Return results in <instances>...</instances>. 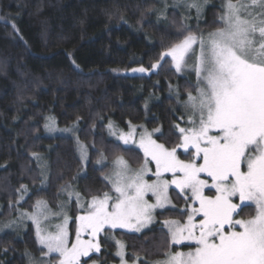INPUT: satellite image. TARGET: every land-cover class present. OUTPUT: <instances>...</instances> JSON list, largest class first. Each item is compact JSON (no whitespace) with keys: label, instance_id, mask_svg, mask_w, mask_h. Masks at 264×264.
Segmentation results:
<instances>
[{"label":"trees","instance_id":"trees-1","mask_svg":"<svg viewBox=\"0 0 264 264\" xmlns=\"http://www.w3.org/2000/svg\"><path fill=\"white\" fill-rule=\"evenodd\" d=\"M221 2L208 0L199 18L189 11L187 19L170 0H0V264H28L41 255L34 226L14 232L3 227L7 221L33 211L38 200L58 209L68 185L88 199L90 193L111 194L105 177L118 156L134 168L142 165L144 153L111 138L108 126L159 128L157 142H176L174 124L185 125L181 103L188 91L195 94L196 76L179 73L167 57L161 67L151 65L176 42L179 29L214 31ZM141 67L151 72L130 73ZM47 116L59 126L78 124V137L89 149L86 167L74 138L45 134ZM102 157L107 162L98 166ZM172 192L177 208L158 213L150 229L111 233L124 242L128 261L134 255L140 264L163 258L170 239L163 221L181 219L185 207ZM244 214H254V206ZM105 234L100 252L85 259L118 262L116 245L105 243Z\"/></svg>","mask_w":264,"mask_h":264},{"label":"snow or ice","instance_id":"snow-or-ice-1","mask_svg":"<svg viewBox=\"0 0 264 264\" xmlns=\"http://www.w3.org/2000/svg\"><path fill=\"white\" fill-rule=\"evenodd\" d=\"M203 4L175 0L173 6L195 8L199 18ZM220 8L214 31L205 36L179 29L176 42L151 65L159 68L167 57L170 61L165 62L174 63L177 71L191 67L196 76L195 94L188 91L183 102L185 126L174 124L176 142L168 147L153 138L159 128L144 130L138 141L144 153L142 165L132 169L118 156L112 175L105 177L111 194L90 193L85 199L68 185L62 188L67 199L58 204L59 211L38 200L34 211L22 215L35 224L41 255L49 259L30 258L31 264H94V259L82 258L100 252L101 234L108 233L107 243L116 229L140 232L153 221L157 209L172 203L169 189L173 187L186 207L181 219L163 221L170 239L161 250L163 258L154 264H264V0H222ZM45 127L54 130L55 119L49 117ZM113 134L124 144L135 142V128ZM80 149L86 159L85 146ZM181 149L184 159L178 154ZM72 203L81 210L75 217L74 235L68 228L72 218L65 213V205ZM249 204L255 206L254 214L245 215ZM54 216L61 221L49 231L44 222ZM115 245L120 264H128L124 242L116 240ZM133 264H139L138 256L134 255Z\"/></svg>","mask_w":264,"mask_h":264},{"label":"rangeland","instance_id":"rangeland-1","mask_svg":"<svg viewBox=\"0 0 264 264\" xmlns=\"http://www.w3.org/2000/svg\"><path fill=\"white\" fill-rule=\"evenodd\" d=\"M171 2H172V6L174 5V3H175V0H170ZM198 2L199 3H202V2H200V0H198ZM174 7V6H173ZM184 8L185 10V12H186V14L187 13H189V11H195L196 12V9L195 8H192V9H186L183 5H181V6H179V7H175V8ZM182 8V9H183ZM190 15L189 14H187V19H189L190 17H189ZM205 36H207V35H205ZM194 63V61L193 60H190L189 61V65L191 66L192 64ZM173 66H174V68H175V65H174V63H173ZM176 69V68H175ZM151 72V70H149L148 72H145V73H140V72H133L132 70L130 71V73H132L133 75L134 74H149ZM179 73H193L194 74V72L191 70V67H188V68H185V69H182L181 71H178ZM181 106H182V108H183V103H181ZM49 117L50 116H47L46 118H45V125L46 124H48L49 123ZM181 117H183L184 119H181ZM180 118V121L182 122V123H184V120H186L187 119V110L186 109H184L183 108V115L182 116H180L179 117ZM185 124V123H184ZM77 125L78 124H74V125H71V126H59L58 124H57V122H56V128L54 129V130H48L46 127H45V134L47 135V136H50V137H56V136H66V137H72V138H74L75 139V141H76V146H77V151H78V154H79V157H80V159H81V161H82V163H83V165L86 167L87 165H88V163H89V149H88V147L86 146V144L85 143H83L80 139H79V137H78V131H77ZM185 126V125H184ZM183 127V126H182ZM132 128H135V136H134V141L135 142H132V141H130L128 144H124V142L121 140V139H119L118 138V135H116V134H113V130H115V132L116 133H119V134H126V133H128L129 131H131V129ZM65 129H68L69 131H65ZM144 130H147L148 132H153V130H149V129H146L145 127H143V126H130L129 127V129H128V131H124V130H121V129H118V128H116V126H115V128H114V126H111V128H110V126H108V132H109V136L111 137V138H113V139H115V140H117V141H119V142H121L123 145H125V146H128V147H135V148H137V149H139V150H141L142 152H143V150L142 149H140L139 148V146H138V141H139V136H140V134L144 131ZM161 132V131H160ZM160 132H158V133H154L153 134V138L154 139H156L155 137H156V135H159L160 134ZM159 143V142H158ZM81 144H83L84 146H85V148H86V150H87V157H86V159H84V158H82V153H81V149H80V145ZM180 151H182L183 152V150L181 149ZM100 162L99 163H97V165L98 166H102V165H104V164H106V162H107V160L106 159H100L99 160ZM129 164V163H128ZM132 169H138V168H134V167H132L131 165H129ZM112 168H111V170H110V173L108 174V176H111L112 175V173H113V162H112V166H111ZM150 167H153V169H154V165H150ZM151 179H154V177H151ZM67 187V186H66ZM73 187H75V186H73ZM76 188V187H75ZM77 189V188H76ZM173 190H176V191H178L177 189H175L174 187L173 188H170L169 189V195H170V197H171V201H172V203L170 204V205H168V206H166L165 208H163V209H157L156 210V212H155V214H154V219H153V221L148 225V226H146L145 228H143L140 232H130V231H128L127 229H116V230H123V231H126V232H130V233H142V232H144V231H146V230H148V229H150L153 225H155V224H157L158 223V213H160V212H163V211H165V210H167V209H175V208H177V206H176V204H175V202H174V200H173ZM207 191V190H206ZM62 194H64V196H63V200H65V199H67V197H66V194L62 191ZM85 198V197H84ZM85 199H88V198H85ZM44 201V200H43ZM152 202H155L154 201V199L152 200ZM172 205H175V207H173ZM249 205H253V204H249ZM254 206V205H253ZM185 207H186V205H185ZM185 207L181 210V211H184L185 210ZM255 207V206H254ZM53 211H59V209H53V208H51ZM33 211H34V209H33ZM80 207H79V205H76L75 203H72V204H68V205H65V213L70 217V218H72L71 219V221H70V223H69V225H68V228H69V231L70 232H72L73 233V235H74V228L72 229L71 228V226H72V222L75 220V217H76V215H78V214H80ZM25 212H32V211H22V212H20L19 213V215H17V217H16V219L14 220H10V221H7L6 223H5V225L6 224H9L10 225V227H4V225H3V227L4 228H7L9 231H24L26 228H27V226H28V224H32L33 226H34V229H35V233H36V226H35V224L33 223V221L32 220H29V219H26V218H24L23 217V213H25ZM60 221H61V217H58V216H54V217H51L50 218V220L49 221H45L44 223L45 224H48V225H50L49 226V231H55V228L53 227V226H51V225H54V224H57V223H60ZM166 228V227H165ZM167 229V228H166ZM167 231H168V229H167ZM104 234V233H103ZM103 234H101V235H103ZM113 237H114V239H112V241L115 243V241L116 240H118V239H116V237L114 236V235H112ZM36 237H37V235H36ZM85 239H87V237H85ZM119 241H121V240H119ZM177 247H179V249L180 250H183V251H187L188 249L187 248H182V247H184V246H177ZM46 251V250H45ZM117 251V250H116ZM125 252H126V255H125V259L127 260V258H126V256H127V251H126V246H125ZM94 254V253H93ZM55 255V254H54ZM119 260H118V262L117 263H113V264H120V257H118V256H116ZM31 258L32 259H34V260H36V261H39L40 259H45V260H47V259H49L48 257H42V255H40V256H38V257H34V256H31ZM82 259H85V258H82ZM128 261V260H127ZM28 264H31V260H30V257H29V259H28ZM94 264H100V263H97V262H94ZM128 264H133V262H131V261H128ZM139 264H140V262H139ZM151 264H154V262L153 263H151Z\"/></svg>","mask_w":264,"mask_h":264}]
</instances>
